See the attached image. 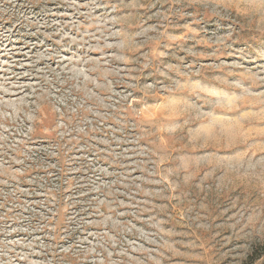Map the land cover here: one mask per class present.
Returning <instances> with one entry per match:
<instances>
[{
	"label": "rangeland",
	"instance_id": "1",
	"mask_svg": "<svg viewBox=\"0 0 264 264\" xmlns=\"http://www.w3.org/2000/svg\"><path fill=\"white\" fill-rule=\"evenodd\" d=\"M252 250L264 0H0V264Z\"/></svg>",
	"mask_w": 264,
	"mask_h": 264
},
{
	"label": "trees",
	"instance_id": "2",
	"mask_svg": "<svg viewBox=\"0 0 264 264\" xmlns=\"http://www.w3.org/2000/svg\"><path fill=\"white\" fill-rule=\"evenodd\" d=\"M258 261H262L261 264H264V252L258 253L257 250H252V252L247 256L246 264H255Z\"/></svg>",
	"mask_w": 264,
	"mask_h": 264
}]
</instances>
